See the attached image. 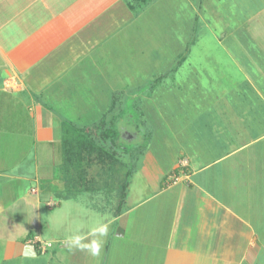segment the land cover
I'll use <instances>...</instances> for the list:
<instances>
[{
    "label": "crops",
    "instance_id": "crops-1",
    "mask_svg": "<svg viewBox=\"0 0 264 264\" xmlns=\"http://www.w3.org/2000/svg\"><path fill=\"white\" fill-rule=\"evenodd\" d=\"M133 7L128 0H0V264H256L260 258L254 225L264 195V104L213 109L219 117L208 124L223 137L213 135L219 153L181 152L153 196L138 205L124 200L117 213H91L83 194L53 200L63 115L68 106L85 105L78 101L86 96L79 85L85 66L110 57L111 36L126 33L124 12ZM24 130L30 148L16 165ZM37 144L51 147L45 158L36 156ZM15 166L19 173H12ZM63 204L76 208L79 222L61 214L60 249L48 252L41 208Z\"/></svg>",
    "mask_w": 264,
    "mask_h": 264
},
{
    "label": "rangeland",
    "instance_id": "rangeland-1",
    "mask_svg": "<svg viewBox=\"0 0 264 264\" xmlns=\"http://www.w3.org/2000/svg\"><path fill=\"white\" fill-rule=\"evenodd\" d=\"M128 2L134 7L132 13L124 12L126 33L114 39L111 36L110 48L115 50L102 64L89 62L83 67L84 80L79 85L86 96L78 101L85 105L68 106L63 115L65 129L82 127L89 132L96 128L91 133L97 145L86 149L85 173L59 170L56 179L60 183L51 186L56 192L53 200L63 202L65 192L81 179L78 195H84L83 202L88 198L91 213L102 208L113 214L124 200L131 206L150 199L162 177L172 172L181 152L189 156L192 149L200 147L211 150V156L218 154L219 138L223 137L218 136V130H210L216 127H209L211 116L219 117L213 109L264 104V0ZM259 10L262 13L256 15ZM218 123L222 128L223 119ZM104 130L107 140L100 138ZM213 135L219 137L217 141ZM194 138L198 141L191 142L189 149L185 143ZM203 138L211 143L201 145ZM29 139L24 130L20 137L24 145L14 164L27 156L30 147L25 142ZM101 147L112 159H98ZM59 148L61 156L62 146ZM49 149L37 144L36 156L45 158ZM17 168L12 173H19ZM124 179L125 199L121 194ZM261 202V219L254 225L262 247L256 264H264V195ZM63 205L41 208L43 247L48 252L60 249L61 214L64 219L67 215L63 214H68L73 225L79 222L76 208ZM46 220L52 229L44 226Z\"/></svg>",
    "mask_w": 264,
    "mask_h": 264
},
{
    "label": "trees",
    "instance_id": "trees-1",
    "mask_svg": "<svg viewBox=\"0 0 264 264\" xmlns=\"http://www.w3.org/2000/svg\"><path fill=\"white\" fill-rule=\"evenodd\" d=\"M96 129V128H95ZM91 130L89 132H85L84 130L80 129H75L71 127H67L66 129L62 127L63 130H67V133H63L62 140L60 142V145L62 146V159L61 162L59 163L58 167L59 170L68 171L70 173H85V157L86 155V149L90 148L92 146L97 145L95 138L92 136V133L95 131ZM70 130H72L70 132ZM73 132V133H72ZM92 132V133H91ZM100 138H108L109 135L106 134V130L101 132ZM97 136V135H96ZM107 140V139H105ZM108 145L115 150V146L112 143H108ZM116 151V150H115ZM97 157L100 161L108 158L112 159V155L110 154L109 151H105L102 147L99 148L97 151ZM114 160V159H113ZM98 162V164L100 163ZM88 162V161H87ZM114 162V161H113ZM79 176V175H78ZM81 176H79L80 178ZM77 180V179H76ZM81 184V179L77 180ZM76 181V182H77ZM127 181L124 179L123 182V191L122 195L124 196L125 189ZM75 185V182H74ZM81 186V185H80ZM75 186L70 189V191L65 192L66 196L63 197V199H69L72 197H75L76 195L79 194V188Z\"/></svg>",
    "mask_w": 264,
    "mask_h": 264
},
{
    "label": "clouds",
    "instance_id": "clouds-1",
    "mask_svg": "<svg viewBox=\"0 0 264 264\" xmlns=\"http://www.w3.org/2000/svg\"><path fill=\"white\" fill-rule=\"evenodd\" d=\"M106 231V229H101V232L103 233V232H105ZM98 251H99V245L97 244V245H94L93 246V252L94 253H98Z\"/></svg>",
    "mask_w": 264,
    "mask_h": 264
},
{
    "label": "built area",
    "instance_id": "built-area-1",
    "mask_svg": "<svg viewBox=\"0 0 264 264\" xmlns=\"http://www.w3.org/2000/svg\"><path fill=\"white\" fill-rule=\"evenodd\" d=\"M45 249V248H44Z\"/></svg>",
    "mask_w": 264,
    "mask_h": 264
}]
</instances>
